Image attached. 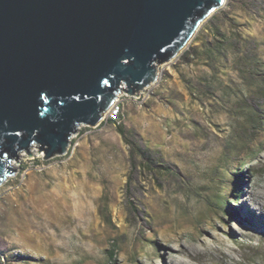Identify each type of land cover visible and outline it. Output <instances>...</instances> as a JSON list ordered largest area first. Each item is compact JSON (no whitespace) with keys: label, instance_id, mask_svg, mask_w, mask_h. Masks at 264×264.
<instances>
[{"label":"rangeland","instance_id":"obj_1","mask_svg":"<svg viewBox=\"0 0 264 264\" xmlns=\"http://www.w3.org/2000/svg\"><path fill=\"white\" fill-rule=\"evenodd\" d=\"M245 1L226 0L177 56L159 64L143 102L123 90L117 96V119L178 167L182 180L161 188L142 176L127 192L128 147L106 111L98 125L78 128L65 154L43 159L32 146L31 157L24 150L12 162L18 171L0 185V264L3 256L8 264H264V124L239 160L220 170L225 181L209 180L241 121L234 111L244 85L234 65L240 53L218 71L182 57L208 19L227 10L264 61V0ZM221 189L227 210L207 201Z\"/></svg>","mask_w":264,"mask_h":264},{"label":"water","instance_id":"obj_2","mask_svg":"<svg viewBox=\"0 0 264 264\" xmlns=\"http://www.w3.org/2000/svg\"><path fill=\"white\" fill-rule=\"evenodd\" d=\"M226 0H0V185L158 78Z\"/></svg>","mask_w":264,"mask_h":264},{"label":"trees","instance_id":"obj_3","mask_svg":"<svg viewBox=\"0 0 264 264\" xmlns=\"http://www.w3.org/2000/svg\"><path fill=\"white\" fill-rule=\"evenodd\" d=\"M246 2L242 0L243 4H247ZM233 18L227 10H220L218 13L213 14L202 28V32L195 36L194 42L196 44L182 53V57L186 62L201 61L214 71L227 66L230 53H240L236 57L234 65L244 85L243 88H238L239 93H237L234 102V111L241 115V121L232 126L224 146L219 172L217 170L209 172V180L213 184L217 183L216 180L225 181L224 175L220 174V170L230 169L232 159L239 160L236 156L237 153L242 148L254 143L255 138L252 137L254 132L264 124V71H262L264 61L257 55L259 44L250 43L249 39L244 37L237 21ZM224 91L229 94L226 88H224ZM257 93L263 94L261 103L254 102L253 96ZM222 97L227 98L225 95ZM249 99L250 102H248ZM118 106L116 117H109L108 120L116 125L117 131L128 147L130 169L127 175L126 191L131 192L136 184L142 181V176L156 179L161 188H164V182L167 180H182L183 173L178 167L167 163L161 152L144 145L136 133L117 119L122 115L121 105L118 104ZM215 192L212 199L207 201L213 208L227 210L225 206L227 196L223 193L225 191L221 189ZM105 206L106 204L100 206V212L107 220L108 215ZM110 256H115L114 249L110 251ZM3 257L5 258V264H8L6 256Z\"/></svg>","mask_w":264,"mask_h":264},{"label":"built area","instance_id":"obj_4","mask_svg":"<svg viewBox=\"0 0 264 264\" xmlns=\"http://www.w3.org/2000/svg\"><path fill=\"white\" fill-rule=\"evenodd\" d=\"M153 84V83H152ZM151 84V85H152ZM151 85L150 86H148V87H146L145 89H144V91L142 90V91H140L139 92V95L137 96V95H132L131 97H133V98H136V99H140V101L141 102H143L144 101V99L146 98V91H148L149 89H150V87H151ZM118 104L116 103V100H115V102L110 106V108L108 109V111H109V113H110V117H116V115H117V111H118Z\"/></svg>","mask_w":264,"mask_h":264},{"label":"bare ground","instance_id":"obj_5","mask_svg":"<svg viewBox=\"0 0 264 264\" xmlns=\"http://www.w3.org/2000/svg\"><path fill=\"white\" fill-rule=\"evenodd\" d=\"M12 165H13V163H12ZM251 212V211H250ZM249 214V213H248ZM241 221V220H240ZM228 222V221H227ZM252 222V221H251ZM156 224V223H155ZM172 232V231H171ZM159 244V243H158ZM173 250V249H172ZM152 255V254H151ZM177 255V254H176ZM163 257V256H162Z\"/></svg>","mask_w":264,"mask_h":264}]
</instances>
